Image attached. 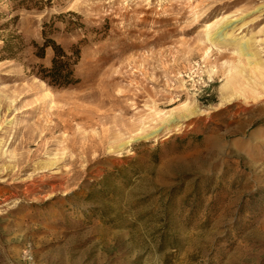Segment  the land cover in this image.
<instances>
[{"label": "rangeland", "instance_id": "obj_1", "mask_svg": "<svg viewBox=\"0 0 264 264\" xmlns=\"http://www.w3.org/2000/svg\"><path fill=\"white\" fill-rule=\"evenodd\" d=\"M20 1L0 0V168L29 157L47 121L68 126L43 139L53 145L34 167L19 176L0 173L11 188L34 184L30 195L0 197V264H264V111L256 109L264 102L243 110L235 101L179 130L162 129L149 115L145 131L161 128L155 137L134 141L121 157L105 149L129 138L151 104L162 113L193 99L199 110L214 108L222 62L234 56L202 63L200 33L225 15L260 18L253 8L264 0H235L228 9L229 0H217L218 13L188 34V0H44L28 8ZM214 4L199 1L197 8ZM261 18L238 36L261 37ZM43 33L65 50L79 48L76 85L57 89L36 76L52 58L50 49L35 55ZM151 57L145 76L130 75ZM165 66L174 73L169 78L180 72L186 87L169 108L177 95L168 91L181 83L166 81ZM87 111L107 118L88 123L79 117ZM132 120L129 131H118ZM217 137L218 149L210 151L207 143ZM102 138L108 144L99 150ZM89 144L95 148L81 153Z\"/></svg>", "mask_w": 264, "mask_h": 264}, {"label": "bare ground", "instance_id": "obj_2", "mask_svg": "<svg viewBox=\"0 0 264 264\" xmlns=\"http://www.w3.org/2000/svg\"><path fill=\"white\" fill-rule=\"evenodd\" d=\"M192 1L188 4V9L184 13L191 14V22L186 30H183V34L190 33L197 25L202 24L207 18L213 16L214 14L218 13L219 9L217 7L221 4V2H216L217 0H188ZM200 1V4L208 5L210 3H215L212 6H209L205 10H202L201 8L198 9L197 3ZM235 0H229L227 7H222V9H228L230 7H234ZM241 1V0H240ZM220 3V4H216ZM254 11L258 14V17L260 18H252L246 22H242L241 16H239L237 19H233L234 15H225L220 18H216L212 22L206 24L203 27V30L200 34L201 37L198 38L197 42L200 44H203L202 47V54L201 59L202 63L209 64L211 60L218 59L224 57L225 52H229L231 55L234 56L233 59H225L222 62V66L225 69V72L223 73L224 82L219 86V94H220V100L219 103L214 108H208L207 110H199L196 104V101L193 100H185L184 102H181L179 106L173 107L169 110H167L165 113H162L161 111L156 110L157 108L155 104H151L150 110H148V116H140L138 118V123H140V127L137 130H131L130 133L132 134L129 136V138L126 139H120V136L115 138L117 139L114 141L113 145L108 146L105 148L109 153H115L118 157H121L122 151L129 147L131 143L134 141H137L139 139H149L151 137H155L156 133L159 132V130L164 127H178L176 130H179V126H182L183 123L190 121V119L208 115L211 113V111L218 110L219 108L223 107L225 108L226 105H230L234 103L235 101H240L242 104H244L243 110H246L247 107L250 105H253L257 107V105H260L259 103L264 102V59H262L261 54H264V26L261 27L257 32L262 33L261 37L254 36V33L249 32V35H242L243 30L247 28L248 26L255 24L259 22L264 16V6L261 7H255L253 8ZM172 15V14H171ZM181 18L184 17V14L180 15ZM257 17V16H256ZM195 56L197 54L195 53ZM159 57H162V54L159 55ZM156 60V57H151L150 60L144 59L142 63H140L137 67L134 68L133 71L130 72V75L132 76L135 74H140L142 76L146 75L144 63L147 62V66L154 63ZM164 74L166 73L168 76H165L166 81H171L174 83H181L179 87L175 90L171 88L168 92L175 93L177 95V98L171 102H169L166 106L172 107L176 104V102H179L183 97L184 94H180L181 92L186 90L185 83L182 81H179L177 78L180 72H177V74L173 75V78H169L171 74H174L173 72L169 71L166 66L162 68ZM216 70H214V67H210L209 71V77L212 75H215ZM169 80H168V78ZM212 79V77H211ZM179 81V82H178ZM42 85L43 82H41ZM136 88L137 85H136ZM259 88L261 90H259ZM145 90L142 89L140 93H145ZM180 92V93H178ZM137 92V94L141 95ZM136 95V94H135ZM46 96H50V94H46ZM14 102V101H12ZM111 102V101H108ZM165 106V107H166ZM149 107V106H147ZM153 107V108H151ZM257 111L263 112L264 106L256 108ZM16 113H19L18 111ZM67 114V113H66ZM152 117L151 120H155L161 128L152 129L149 132H146V128L148 125H146L148 118L150 116ZM80 118L86 119L88 123H92L93 120H100L101 118L106 119L107 116L100 117L97 113L87 111V113H83L79 116ZM47 120V119H46ZM11 121V118H9L6 123H9ZM135 124V122L129 121L127 123H124L120 129L118 130L121 132L122 130L129 131L130 128ZM68 126V122H63V125H60L59 122H56L54 124H51V122L47 121V124L45 125L43 131H45L42 134V138L38 143H40L39 147L35 149L32 152H29V157H20L19 159H15L11 164L8 166L2 165L0 168V173L2 175L7 176H19L21 173H25L32 167H34L33 159L35 157H38L40 152H46L47 149L53 145V142H42L43 139L47 138H53V135L56 133V131L59 128H66ZM240 126V124H239ZM241 127V126H240ZM21 127H17L16 129H20ZM1 131V129H0ZM137 133H136V132ZM169 131V130H168ZM124 132V131H123ZM135 132V133H134ZM126 133V132H124ZM238 133V132H237ZM169 135L171 132L168 133ZM168 135V136H169ZM166 136V137H168ZM0 139V145H1ZM28 140L23 142L24 147H29L30 143L27 142ZM218 137L217 139H214V141L207 143L208 147L210 148V151L213 149H218ZM42 143V144H41ZM108 144V142L104 141V138H102L98 144V149L102 150L104 147ZM71 145H75L74 142H71ZM47 146V147H46ZM92 148H95L93 145H82L80 146L81 153H88ZM41 154V153H40ZM0 155H1V149H0ZM12 156V154H11ZM52 157H57L56 154H53ZM58 160H49L46 161L43 166L40 168V172L44 170L47 167H52ZM14 169H16L14 171ZM5 171V174L3 173ZM11 171H14L13 174H10ZM34 179L31 178V181ZM7 180H4L0 178V184H3L4 187L0 189V197H4L3 200H6L10 198L8 194L10 192H15V194H21V195H30L34 192V184L30 183L28 185L24 184L25 182L22 181H16L15 184H23L26 185L25 188L19 190L18 187H10L9 183L6 184ZM43 181V180H41ZM52 181V180H51ZM43 183V182H42ZM33 187V188H32Z\"/></svg>", "mask_w": 264, "mask_h": 264}, {"label": "trees", "instance_id": "obj_3", "mask_svg": "<svg viewBox=\"0 0 264 264\" xmlns=\"http://www.w3.org/2000/svg\"><path fill=\"white\" fill-rule=\"evenodd\" d=\"M45 3L46 1L44 0H21L17 5L23 6L24 4H27L25 7L28 8L29 6L38 7ZM44 27L49 29L52 28L49 25H44L43 28ZM43 39L44 42L41 46L33 43L36 48L35 55L38 58H44L46 49H50L52 52V58L48 67L42 65L38 67V71L36 72L38 79L46 83L48 86L57 89L76 85L79 82V79L75 77L74 67L80 58L79 48L71 46L69 49L65 50L53 39L47 38L45 33H43Z\"/></svg>", "mask_w": 264, "mask_h": 264}]
</instances>
